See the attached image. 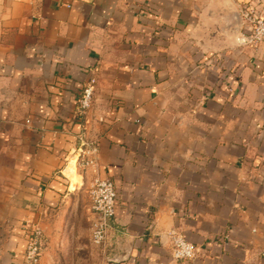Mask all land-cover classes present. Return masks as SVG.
<instances>
[{
  "label": "crops",
  "instance_id": "0c3cea01",
  "mask_svg": "<svg viewBox=\"0 0 264 264\" xmlns=\"http://www.w3.org/2000/svg\"><path fill=\"white\" fill-rule=\"evenodd\" d=\"M263 3L0 0V264H30L26 227L46 244L95 177L117 191L104 264H264V45L240 44L241 9Z\"/></svg>",
  "mask_w": 264,
  "mask_h": 264
},
{
  "label": "built area",
  "instance_id": "2783aa9c",
  "mask_svg": "<svg viewBox=\"0 0 264 264\" xmlns=\"http://www.w3.org/2000/svg\"><path fill=\"white\" fill-rule=\"evenodd\" d=\"M243 19L246 22L247 31L240 37V43L251 47L264 45V3L246 9ZM94 84L95 78L91 77L82 87L77 101L78 110L81 113H85L92 105ZM96 156L95 142L80 143L76 149L75 165L80 168L93 166ZM87 188L90 200L91 242L100 246L107 238L108 229L114 217L117 191L112 180L99 177L93 178ZM169 239L171 256L174 260H190L194 257L195 248L183 234L170 231ZM44 245L43 229L36 224L26 227L24 258L28 263L39 264Z\"/></svg>",
  "mask_w": 264,
  "mask_h": 264
},
{
  "label": "rangeland",
  "instance_id": "374dc122",
  "mask_svg": "<svg viewBox=\"0 0 264 264\" xmlns=\"http://www.w3.org/2000/svg\"><path fill=\"white\" fill-rule=\"evenodd\" d=\"M246 9L248 7L241 9L242 19ZM74 169L77 174L85 171V168L80 167ZM76 173L72 183L80 178ZM89 205L88 188L85 185L66 196L57 206L43 247L44 264H104L102 250L91 242Z\"/></svg>",
  "mask_w": 264,
  "mask_h": 264
}]
</instances>
